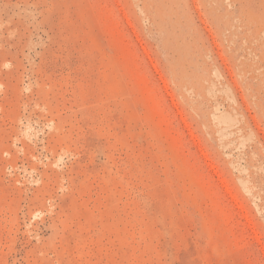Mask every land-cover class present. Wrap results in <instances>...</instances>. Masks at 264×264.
Returning <instances> with one entry per match:
<instances>
[{"label": "rangeland", "instance_id": "rangeland-1", "mask_svg": "<svg viewBox=\"0 0 264 264\" xmlns=\"http://www.w3.org/2000/svg\"><path fill=\"white\" fill-rule=\"evenodd\" d=\"M0 264H264V0H0Z\"/></svg>", "mask_w": 264, "mask_h": 264}]
</instances>
